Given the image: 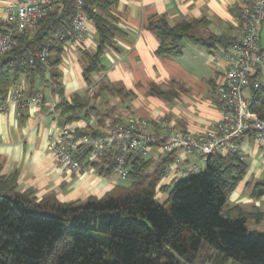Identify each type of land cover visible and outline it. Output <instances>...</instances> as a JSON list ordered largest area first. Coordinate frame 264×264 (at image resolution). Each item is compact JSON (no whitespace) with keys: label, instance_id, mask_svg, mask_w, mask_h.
<instances>
[{"label":"trees","instance_id":"obj_1","mask_svg":"<svg viewBox=\"0 0 264 264\" xmlns=\"http://www.w3.org/2000/svg\"><path fill=\"white\" fill-rule=\"evenodd\" d=\"M117 2L82 0L96 33L94 50L81 51L87 85L92 74L104 71L100 61L104 49L125 35L113 14ZM54 4V11L31 29L15 34L11 49L0 56V98L19 75L33 78L49 68L60 97L56 108L64 123H70L87 118L96 109L89 107L87 98L76 95L67 100L63 96L58 66L68 39L55 40L52 35L58 28L70 27L75 0H55ZM202 24H206L204 19L172 25L165 14H155L145 28L155 34V54L160 57L178 56L183 38L207 47L215 42L229 45L227 38L200 36L197 30ZM261 40L264 43L262 35ZM44 49L48 53L45 64L29 63L31 55ZM257 76L260 83L252 92L251 110L264 120V79ZM150 94L164 97V91L155 86ZM77 133L100 134L91 128L77 129ZM117 153L108 150L86 163L99 176H116ZM86 156L87 150L75 155L80 161H86ZM174 157V152L156 160L126 154L122 166L128 184L114 185L100 197L70 202L59 201L53 193L37 199L33 190L17 189L15 173L0 175V264H264V231L249 228V221L258 222L262 214L227 204L247 172L245 158L208 155L198 172L162 184ZM250 185L252 198L264 196V178Z\"/></svg>","mask_w":264,"mask_h":264},{"label":"crops","instance_id":"obj_2","mask_svg":"<svg viewBox=\"0 0 264 264\" xmlns=\"http://www.w3.org/2000/svg\"><path fill=\"white\" fill-rule=\"evenodd\" d=\"M244 2L118 0L113 14L125 35L116 37L113 47L104 49L100 59L104 71L92 74L91 84L83 80L81 54L84 50L92 52L96 46L91 22L83 42L78 46L64 45L60 55L58 72L64 98H87L89 107L96 111H90L87 118L64 123V116L56 108L60 97L50 80L49 68L33 78L19 75L11 87L21 88L27 96L39 92L42 98L38 105L19 107L11 103L5 112H0V175L15 173L17 189L33 190L37 199L50 193L62 202L100 197L114 185L124 184L123 179L99 176L94 169L73 172L61 168L48 149L59 128L72 125L101 133L111 121L138 116L152 120L165 117L174 127L190 131L206 129L220 117L217 90L222 83L227 45L215 42L207 47L183 38L178 56L160 57L155 54L157 38L145 26L155 14H165L172 25L181 20L204 19L206 24L197 30L200 36L212 34L230 42L238 31V13ZM14 3L15 0H0V19L3 8ZM261 77L263 80L264 74ZM153 86L164 91V97L150 94ZM240 150L248 168L227 204L260 212L261 219L250 220L249 228L264 231V196H250V184L264 178V146L246 135L240 140ZM160 156L153 149L147 158L156 160ZM188 159L204 163L200 157Z\"/></svg>","mask_w":264,"mask_h":264},{"label":"built area","instance_id":"obj_3","mask_svg":"<svg viewBox=\"0 0 264 264\" xmlns=\"http://www.w3.org/2000/svg\"><path fill=\"white\" fill-rule=\"evenodd\" d=\"M55 0H15L3 8L0 19V56L14 44L13 36L25 33L44 15L55 9ZM82 0H75V12L69 28L56 29L55 40L68 39V45L78 46L83 42L90 20L83 11ZM264 0H245L240 8L238 31L224 52L225 69L222 83L217 90V106L220 117L201 131L176 128L165 118L156 120L129 116L124 120L106 125L97 136L78 134L75 126L59 128L52 136L48 149L56 163L67 171L80 172L93 169L87 161L98 160L108 150L116 149L118 178L124 179L127 170L122 166L126 154L147 158L153 149L158 154L175 153V157L164 173L162 184H168L201 169L199 161L212 154H238L240 140L248 133L259 146H264V120L251 110L252 92L259 86L264 74ZM47 50L31 55L29 63H46ZM254 78L252 82L251 79ZM42 94L27 96L21 88L11 87L4 98H0V112H5L11 103L19 107L38 105ZM87 150L86 161L75 157Z\"/></svg>","mask_w":264,"mask_h":264},{"label":"rangeland","instance_id":"obj_4","mask_svg":"<svg viewBox=\"0 0 264 264\" xmlns=\"http://www.w3.org/2000/svg\"><path fill=\"white\" fill-rule=\"evenodd\" d=\"M261 35H262V37H263V39H264V30H262ZM203 164H204V163L201 162V163H200V166L202 167ZM122 182H123L124 184H128V183H129L128 180L125 179V178L122 180ZM161 198H162V196H161L159 199H161Z\"/></svg>","mask_w":264,"mask_h":264}]
</instances>
